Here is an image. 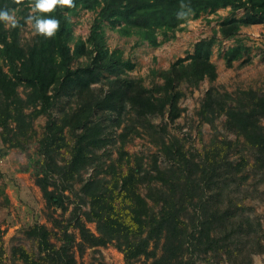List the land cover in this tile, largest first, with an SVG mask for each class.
Wrapping results in <instances>:
<instances>
[{
    "label": "trees",
    "instance_id": "16d2710c",
    "mask_svg": "<svg viewBox=\"0 0 264 264\" xmlns=\"http://www.w3.org/2000/svg\"><path fill=\"white\" fill-rule=\"evenodd\" d=\"M34 3L22 0L18 5L14 0H0V10L19 7L20 25ZM74 3L73 8L57 6L52 12L36 13L41 18L59 20V30L50 39L34 34L32 41L23 45L19 26L6 29L0 23L1 138L9 146H21L20 142L34 131L32 119L46 113L37 137L41 160L35 182L46 207H50L62 206L63 191H71L72 182L79 180L76 191L86 205L69 219L77 229L78 241L66 225L60 228L53 224L60 228V241L56 243L51 240L55 231L44 223H32L26 234L35 240L36 250L16 245L12 254L21 264H87L76 259L74 246L81 253L86 245L110 241L121 252L123 264H133L139 256L148 258L145 264H193L195 256L206 252H224V264H236L241 253L239 237L243 232L249 234L250 227L236 219L240 214L220 196L245 163L244 157L233 162L228 156L239 136L241 143L252 150V166L263 173L264 179V93L251 87L220 92L208 86L196 113L207 122L223 115V128L234 133L235 139L213 134L200 149L188 151L178 137L166 132L165 124L158 127V132L148 116L166 114L172 121L181 110L180 85L195 87L204 77L209 81L214 78L215 66L209 59L213 37L196 40L191 52L176 57L161 71L159 83L146 87L125 74L132 68V61L121 58L119 50L107 49L103 24L121 33L133 31L156 45L157 31L166 37L187 17L226 5L242 8L241 15L226 17L220 23L221 34L228 36L239 25L264 23V0ZM78 7L95 10L84 38H74L71 32L69 15ZM240 53L239 45L227 47L222 53L225 64ZM79 56L86 60L73 65ZM102 79L104 87L91 85ZM64 97L68 104L59 106L57 115L52 114L50 107ZM124 109L130 112L132 122L113 137L108 127L120 123ZM137 126L146 131L150 128L156 137L157 152L151 153L148 162L141 153L123 147L129 130L137 132ZM106 144H114L116 152L115 157H109L106 148L107 162L100 161L97 153ZM63 148L67 158L58 162L56 156ZM87 167L91 168L89 174L80 177L81 169ZM48 217L52 218L51 214ZM86 222H93L94 229ZM1 244L0 231V259Z\"/></svg>",
    "mask_w": 264,
    "mask_h": 264
},
{
    "label": "rangeland",
    "instance_id": "374dc122",
    "mask_svg": "<svg viewBox=\"0 0 264 264\" xmlns=\"http://www.w3.org/2000/svg\"><path fill=\"white\" fill-rule=\"evenodd\" d=\"M17 19L21 17L20 8L14 7ZM242 8L232 9L229 5L217 7L199 13L196 17H187L167 36L157 31L156 45L149 44L139 34L130 31L121 33L116 27L103 24L104 44L108 50L116 49L121 53V58L132 61V68L126 70L129 77L138 79L146 87L161 81V71L167 68L171 61L178 56L191 52L193 43L202 37H213L209 59L215 66V76L209 81L204 77L195 87L180 85L183 94L178 99L181 110L172 121L161 115H150L148 120L155 124L156 130L165 124V130L170 135H175L183 143L188 151L200 149L210 136H225L235 139L234 133L223 128V115H218L211 122L200 119L196 110L204 90L211 86L222 92H233L238 88L251 87L264 93V23H250L239 25L238 29L228 35H222L220 23L229 16H239ZM95 10L78 7L75 13L69 15L71 32L74 38H84L88 31ZM34 34L25 23L18 27V37L23 45L32 41ZM232 45L240 46V55L226 65L222 56L223 51ZM85 56H79L72 64L84 62ZM1 63V60H0ZM5 68V67H4ZM93 86H105L104 80L92 83ZM21 89V86L18 87ZM67 98H62L56 105L50 107L52 114L57 115L59 106H66ZM30 109L29 107L26 110ZM131 114L127 109L122 111L121 121L117 126H110L111 135L115 137L122 126L127 128L131 121ZM46 113L36 115L31 122L33 133L21 146H9L0 135V231L2 240V255L0 264H21V261L12 254V247L22 245L27 250L35 251V240L26 234V229L32 223H44L55 231L51 234V240L58 243L57 238L60 228L66 225L67 230L79 240L78 232L69 221L74 212L86 208L81 203V197L76 191L80 181L72 182V190H64L66 194L62 198V206L46 207L41 191L35 182V171L41 160L38 152L37 137L43 130ZM107 121V120H105ZM264 123V118L261 119ZM157 126V127H156ZM137 132L129 130L123 147L128 152L141 153L143 160L148 162L150 155L157 152L156 137L153 132L148 134L144 127L137 126ZM158 131V130H157ZM159 132V131H158ZM241 137L235 142L228 152L229 158L235 162L240 157L245 158V163L236 174V178L229 182V188L223 190L220 196L223 203L237 210L239 219L245 226L250 227L249 234L240 235L237 246L240 254L236 258V264H264V179L263 173L252 166L253 152L241 143ZM118 143V140L116 141ZM115 143V144H116ZM110 150L109 157H115L114 144H106L97 153L100 161L105 157V151ZM157 154V153H155ZM58 162L67 158L66 149H60L56 156ZM160 159V158H159ZM91 171L90 167L81 169L80 177L84 178ZM141 186V192L144 190ZM51 214L52 218L48 217ZM59 225V226H53ZM90 229H94L93 222H86ZM254 248L255 250H249ZM260 249V250H257ZM156 253L159 250L156 249ZM74 254L77 260L87 264H123L122 254L116 249L113 242L98 245H86L81 253L74 246ZM148 258L139 256L133 264H145ZM228 262V261H227ZM226 263L224 252L200 253L195 256L193 264H224Z\"/></svg>",
    "mask_w": 264,
    "mask_h": 264
},
{
    "label": "clouds",
    "instance_id": "9594fccd",
    "mask_svg": "<svg viewBox=\"0 0 264 264\" xmlns=\"http://www.w3.org/2000/svg\"><path fill=\"white\" fill-rule=\"evenodd\" d=\"M16 4H21L22 0H14ZM57 6L75 7L74 0H35L33 5H29V13L25 23L35 35H42L45 38H52L56 31L59 30L60 22L55 18H41L36 15L37 12H52ZM0 23L5 25L6 29L16 28L19 26L14 11L7 9L0 10Z\"/></svg>",
    "mask_w": 264,
    "mask_h": 264
}]
</instances>
